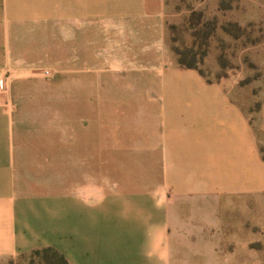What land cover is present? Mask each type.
Instances as JSON below:
<instances>
[{
  "label": "crops",
  "instance_id": "0c3cea01",
  "mask_svg": "<svg viewBox=\"0 0 264 264\" xmlns=\"http://www.w3.org/2000/svg\"><path fill=\"white\" fill-rule=\"evenodd\" d=\"M253 195L250 117L178 64L163 0H0V258L174 264Z\"/></svg>",
  "mask_w": 264,
  "mask_h": 264
},
{
  "label": "rangeland",
  "instance_id": "374dc122",
  "mask_svg": "<svg viewBox=\"0 0 264 264\" xmlns=\"http://www.w3.org/2000/svg\"><path fill=\"white\" fill-rule=\"evenodd\" d=\"M163 9L172 55L178 60L182 52L206 78L222 83L250 117L264 156V0H163ZM204 19L214 24L207 38ZM245 203L222 199L220 225L181 241L174 264H264V195ZM211 247L217 257L208 256ZM30 259L0 258V264Z\"/></svg>",
  "mask_w": 264,
  "mask_h": 264
},
{
  "label": "trees",
  "instance_id": "16d2710c",
  "mask_svg": "<svg viewBox=\"0 0 264 264\" xmlns=\"http://www.w3.org/2000/svg\"><path fill=\"white\" fill-rule=\"evenodd\" d=\"M192 27H194V24ZM203 27L205 29V33L203 34V36L207 38L208 35L213 31L214 24L204 19ZM198 33L199 31H196L197 35ZM177 55H178L177 61L180 66L185 67V68L197 69L200 72V74L205 76L204 72L200 69V67L198 66L196 62H194L192 59L189 61H186L182 57L184 55L182 52H178ZM208 81H211V80L208 79ZM21 257L31 258L28 264H69L67 259L62 253H60L59 251L51 247L35 249L29 254L22 255ZM32 257H34V259H32Z\"/></svg>",
  "mask_w": 264,
  "mask_h": 264
},
{
  "label": "built area",
  "instance_id": "2783aa9c",
  "mask_svg": "<svg viewBox=\"0 0 264 264\" xmlns=\"http://www.w3.org/2000/svg\"><path fill=\"white\" fill-rule=\"evenodd\" d=\"M45 73H48V71H46Z\"/></svg>",
  "mask_w": 264,
  "mask_h": 264
}]
</instances>
